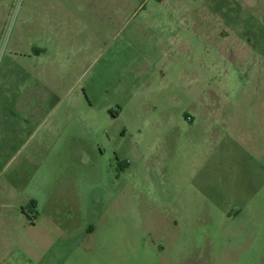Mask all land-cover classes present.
I'll use <instances>...</instances> for the list:
<instances>
[{"label":"rangeland","instance_id":"374dc122","mask_svg":"<svg viewBox=\"0 0 264 264\" xmlns=\"http://www.w3.org/2000/svg\"><path fill=\"white\" fill-rule=\"evenodd\" d=\"M20 169L0 264H264V0H0Z\"/></svg>","mask_w":264,"mask_h":264},{"label":"crops","instance_id":"0c3cea01","mask_svg":"<svg viewBox=\"0 0 264 264\" xmlns=\"http://www.w3.org/2000/svg\"><path fill=\"white\" fill-rule=\"evenodd\" d=\"M23 170H18L13 179L0 185V216L10 224L17 222L24 216V209L27 206L33 208V217L36 216L37 218L40 215L37 214V209L40 205L38 198H33L25 194V191L30 188L33 179L26 175ZM32 203H34V206ZM36 221L33 222V228L37 227L35 224Z\"/></svg>","mask_w":264,"mask_h":264},{"label":"trees","instance_id":"16d2710c","mask_svg":"<svg viewBox=\"0 0 264 264\" xmlns=\"http://www.w3.org/2000/svg\"><path fill=\"white\" fill-rule=\"evenodd\" d=\"M33 204V206H34V203H32Z\"/></svg>","mask_w":264,"mask_h":264}]
</instances>
